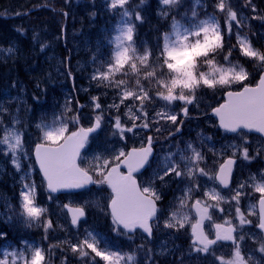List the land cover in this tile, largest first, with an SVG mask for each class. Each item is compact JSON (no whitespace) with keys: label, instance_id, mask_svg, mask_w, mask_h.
<instances>
[{"label":"snow or ice","instance_id":"1","mask_svg":"<svg viewBox=\"0 0 264 264\" xmlns=\"http://www.w3.org/2000/svg\"><path fill=\"white\" fill-rule=\"evenodd\" d=\"M162 3L178 8L181 0H162ZM196 3L201 5V0H196ZM128 4L129 0H111L110 6L113 9L122 10L123 23L119 28L120 34L115 37L114 49L109 52L106 60L99 62L100 66L93 69L90 77L98 87L115 91L119 102H114L109 108L115 109L117 113L121 106L126 108L125 115L131 123L122 122L121 116L116 115L113 122L116 131L113 135L124 139L125 133H135L138 130H154L159 133L161 121L177 125L176 131H179L183 120L173 109L176 102H181L177 106L180 113L187 117L188 106L197 103V93L200 90L220 89L226 98L212 111L219 119V127L225 132L237 134L242 144L230 145L233 149L232 156L220 164L218 171L214 173L207 170L209 165L206 155L194 145L187 144L185 149L178 148L177 152H169L151 177L141 183L135 174L141 173L146 166L151 167L153 136H146L141 147H133L130 151L105 148L88 159L83 150L89 143L90 134L101 129L102 115H96L91 126L85 128L79 126L78 110L70 118H66L67 113L73 112L66 104L64 112L55 117L51 124L42 121L36 125L40 136L33 151L42 174L43 186L48 192L47 198L52 200L53 193L63 190L106 185L111 189L106 207L110 210L113 230L131 233L140 228L150 238L153 223L158 222L157 214L161 211L158 202L162 200V194L157 188V181L167 183L165 178L174 175L186 187L182 189L184 195L179 199L178 208L165 220V227L179 232L190 222L188 212L194 209L198 219L191 224L193 252L212 256L213 264H258L252 256L245 258L241 244L245 241V225L259 229L261 240L256 241L255 234L251 232L248 238L258 243L253 255L258 252L261 260H264V182H258L252 176L251 183H240L232 188L231 174L236 163L233 157L237 153L245 161L264 155V144L253 155H250L247 146L249 132L254 130L264 133V50L254 47L247 35L240 34L239 30L244 25L231 0H215V9L224 16L223 26L215 12L205 19H199L197 12L192 11L184 23L173 17L170 30L161 33L154 47L146 46L144 41L137 42L132 16L134 15L135 22L140 23H143V17L139 11H129L125 7ZM245 6H251L252 11H256L252 0H245ZM233 22L237 29V43L232 45L229 42L226 48L225 37L231 40ZM233 50L261 69L259 80L254 86L244 83L249 80L250 73L243 64L234 62ZM8 51L11 52L12 48ZM234 85H240V90H232ZM92 102L94 109L102 108L99 96L92 97ZM157 102L162 105L159 111H155ZM83 107L84 105H78V108ZM150 108L153 109L151 116ZM70 124H75L76 130L70 131ZM0 128L4 133L0 136V144L7 145V152L12 153L13 163L19 169L18 154L24 152V133L15 127L3 126L2 120ZM260 176L261 181H264V172ZM201 177H207L214 184L218 182V186H222L221 190L213 187L201 191ZM247 188H251L259 196L256 204H249L247 210L242 211V197L250 198ZM223 189L228 190L227 196L221 194ZM197 192L204 197L203 200L194 199ZM20 196L19 216L25 226L42 228L45 239L50 230L55 232L57 228H63L58 219L54 223L48 207L38 202V186L34 181L24 183ZM224 204L228 205L227 212L221 206ZM62 207L71 213L70 225L78 227L80 220L86 215L85 206L72 207L64 204ZM213 212L225 217L232 216L238 223L234 224L233 219L228 218H224L223 223H216ZM248 217L257 218L255 225ZM205 221L210 222L212 237L204 230ZM6 235L0 232V238ZM102 241V234L94 229H85L82 239H78L76 243H65L82 261H95L96 257L106 264H129L134 261L135 257L131 254L112 251L107 242L101 247ZM218 242H231V259L215 255L214 246ZM52 247L56 245H49L46 250L25 241L23 250L5 251L0 256V264H50Z\"/></svg>","mask_w":264,"mask_h":264},{"label":"rangeland","instance_id":"2","mask_svg":"<svg viewBox=\"0 0 264 264\" xmlns=\"http://www.w3.org/2000/svg\"><path fill=\"white\" fill-rule=\"evenodd\" d=\"M28 1V0H26ZM73 1V0H72ZM212 4V0H209ZM74 3H82V0H74ZM129 4L126 7H129ZM194 8L196 9L200 5H197L196 0H192ZM252 3L256 7V11L253 12L251 6H245V0H231V4L235 10L238 12V17L240 18L242 24L244 25L239 31L241 35L250 36L256 28V19L262 21V28L264 27V0H252ZM203 4L201 0V5ZM166 6V5H165ZM258 6V7H257ZM167 7V6H166ZM170 7V6H168ZM260 7V9H259ZM248 12V16L247 13ZM85 20L82 19L81 22ZM79 22V28H75L74 25H71L67 30H63L62 34L59 31H55L52 26H46L44 24H31L28 29H25L22 32V36L27 40L29 46L32 49L34 54V62L31 67L24 70V73L32 80L34 84V90L36 89L40 94L37 96L32 87L24 82V79L15 78L9 84L0 87V120L3 122V126L8 128L15 127L18 131L24 133V152L18 154V162L20 168L17 169L16 165L13 163V156L11 152H7V145L0 144V182L6 187L12 194L5 195L0 193V216L2 220L6 221L8 217L4 214L10 210L11 203L18 205L21 210V190L24 185L25 175L28 174L30 178L34 179L38 190L41 196H45V203L43 204L46 207L53 208L51 215H53L54 223L56 220H59V224L63 225V228H57L53 235L54 242L56 244L64 242H74L78 240L79 232L90 228V225L93 223L98 224H108L106 226V234L110 237H118L120 240H126L130 243L134 252V261L129 262V264H159L158 260L168 259L170 262H175L174 258L177 253L181 252L185 257H195V258H204V254H197L192 251L191 246H184L181 242L183 237H187L190 240L189 232L191 229V224L194 223L195 218L192 215L191 211L188 212L190 216V222L185 224V227L177 232L175 229H168L165 227V220H167L171 212L176 209L171 201L173 198H176L178 201L180 197L184 195L182 189L186 187L185 183H182L180 178H176L174 175L169 178L166 177L165 180L167 183H161L157 181V188L162 194V200L159 202L161 218L160 231L156 233L155 238L152 241L145 239L142 235L138 237H133L127 235L125 232H116L113 230L111 217L109 216L107 210V203L109 202L110 195L103 199L102 194H97L95 192L88 193L86 195H77V196H65L64 201L58 198L48 200V195L45 192L43 182H40L38 176L33 170V159L32 152L35 146V143L39 142L40 132L38 131L36 125L43 122L49 123L46 121V112L48 110L49 119L51 117V112H54L52 120L55 117L60 116L65 110V105L73 109V112H69L66 115V118H70L74 112L77 111V102L78 98H83L80 100L81 104L84 105L81 108L80 117L83 122L87 125H91L95 120L96 115H102V125L103 129L101 134L91 140L90 144L87 147L85 154L88 159H91L94 153H98L105 148L117 150L123 149L128 151L129 148L141 147L144 143L146 136L145 130H138L137 132L125 133V138L121 139L118 135H113V132L116 130L113 127L114 118L116 115H120L122 122L130 124L131 121L125 115L126 108L121 106L119 113L115 109L109 108V105H112L114 102L118 103V97L115 93H110L107 91H96L97 89L93 88L92 84L94 81L90 79L91 74L88 72V68L83 61H81L79 54L86 49L87 45V32L82 27V23ZM122 26V25H121ZM120 26V27H121ZM261 30V29H260ZM237 31L235 23L233 22V37L235 38V44L237 43L235 32ZM258 35H263L264 30L256 32ZM119 31L116 36L119 35ZM261 38V37H260ZM63 40V45L65 48L66 54L62 56L60 53V43ZM12 48V51L9 52L8 49ZM20 44L19 41H14L8 44L4 48H0V58L4 61H12L20 56ZM240 55L238 51L235 50V53L232 54L234 62L235 58ZM68 68V69H67ZM72 71V74H68ZM253 74L250 73L249 80L253 78ZM72 86L70 88V80ZM31 82V81H30ZM247 82V81H245ZM49 86L51 91L47 92V87ZM237 85H234L235 87ZM100 90V89H98ZM220 89H217V93L214 94L212 90H204V93H201L197 99V103L194 105V109H197L195 113L196 116H206L207 107L211 106V109L219 104ZM211 92L214 102L211 103L208 101L206 93ZM99 96L100 103L102 108L96 110L92 106V97ZM85 98V99H84ZM70 102V103H69ZM128 103V102H126ZM181 102H176V105L173 106V109H179L177 113L180 114V108L177 106ZM162 105L157 102V107L155 111H159ZM79 109V108H78ZM51 111V112H50ZM202 114V115H201ZM149 115H153V109H149ZM194 119V116L191 120ZM19 121V123H15ZM164 121H161V123ZM51 124V122L49 123ZM161 126V125H160ZM70 127V126H69ZM215 122L210 118H204L202 122L193 121L187 125L185 129V134L187 137L184 141L188 140L190 142H197L195 147L198 146V150L202 151V147L206 150H211L212 161L207 170L211 172H216L219 165L227 157L232 156L233 149L230 145L242 144L240 137L235 136L234 138L228 137L223 133H216ZM188 131V132H187ZM193 131H201L200 133H194ZM208 132L207 136H203L205 132ZM184 132V131H183ZM3 129L0 128V136H2ZM183 134V133H182ZM202 135V136H201ZM192 136V137H191ZM194 139V140H193ZM249 144V153L253 155L255 150L264 142L257 137H248ZM195 141V142H194ZM180 141L174 143V145H179ZM169 146H161L159 154L156 156V160L153 164V168H150L148 173L141 178V183L149 179L153 171L163 162V158L167 156V149ZM213 152L215 155H213ZM162 153V154H161ZM241 156L239 153L233 158L238 159V165L235 173L234 185L232 188H235L240 183H251L250 178L252 176L256 177V181H261L260 174L264 172L263 159L264 155L258 156L256 159L251 161H245L239 159ZM32 160V162H31ZM203 166V165H202ZM20 179L22 181H20ZM202 188L201 191H206L209 188L216 187L212 181H209L207 177H201L199 180ZM217 190H219L217 188ZM246 191L249 193L250 198L241 199V210L246 211L249 204H254L257 202L258 193H254L251 188H247ZM222 195L227 196V193H222ZM199 198L201 200L204 197L199 193L194 194V199ZM104 200V201H103ZM189 203H192L191 201ZM70 204L71 206H85V210L90 212L89 220L85 225H82L78 230H73L70 226L68 217L62 210V205ZM5 207L3 209L2 207ZM225 207L226 212L228 205H221ZM105 209V212L102 211ZM3 210V211H1ZM108 214H107V213ZM105 213V214H104ZM224 218L233 219L232 216H222L218 212H213V219L215 222L223 223ZM253 220V225H255L257 218L248 217ZM233 223H238V220L233 219ZM245 241L241 244V249L252 248L250 250L253 255V251L258 247V243L254 242L252 239H249L248 236L251 233L255 234L256 241L261 240V235L257 231V228L254 226L245 225ZM51 231V230H50ZM206 232L211 235L212 229L210 224L206 226ZM182 238V239H179ZM69 247V246H68ZM70 248V247H69ZM6 251V249H5ZM4 251V252H5ZM8 252V251H7ZM217 253V252H215ZM123 254V253H121ZM255 255L261 256L258 252ZM210 258H213L209 255ZM147 258L146 260H144ZM248 258V257H247ZM81 259V258H80ZM153 260L154 262L152 263ZM258 264H264V260L254 259ZM180 261V259H178ZM85 264H106L99 257L98 260H83Z\"/></svg>","mask_w":264,"mask_h":264},{"label":"trees","instance_id":"3","mask_svg":"<svg viewBox=\"0 0 264 264\" xmlns=\"http://www.w3.org/2000/svg\"><path fill=\"white\" fill-rule=\"evenodd\" d=\"M202 2L203 6L197 9L198 18L205 19L207 18V15L215 12L221 25L223 26V14L218 13L215 7L212 6L211 3L207 2V0H202ZM140 3H148V5L147 7H141L139 5ZM110 5L111 0H82L81 4L74 3V0H0V48H4L8 46L9 43L14 41H19L20 44L19 58L12 61H4L0 58V87L5 86V84H9L15 78H20L21 80L24 79V82L27 85L29 84L34 90L32 80H30L26 73H24L26 67L29 68L32 66L34 62V54L27 40L22 36V32L25 29H28L27 26L31 24L49 23L55 31H60L62 34V31L67 30L71 25H74L75 28H79L80 25L78 23L81 22L82 19L85 20L81 22V25L87 32V45L86 49L79 54V57L87 66L88 72L92 75L93 69L99 67V62L106 60L109 52L114 49L116 34L123 23L122 10L120 8L113 9ZM126 8L129 11H139L140 15L143 17V23L141 24L140 22H135L134 15L132 16V19L135 23L137 42L139 43V41H144L145 45L148 47H154L161 33L170 30V24L173 17L184 23L187 20L185 13L190 15L192 12L191 7L188 6L183 7L180 10H172L168 13L163 7L162 0H131L129 7ZM65 13L67 15H65ZM246 13L248 16L247 11ZM182 17H184L183 20L181 19ZM260 29L264 30V27L262 28V21L256 19V28L250 35V39L254 47L264 50V34L258 35L256 33L260 32ZM144 34H146V39L141 37ZM245 34L247 35L246 30ZM229 42L232 45H235L233 39L229 41V38L226 36V48ZM60 53L62 56L68 54L65 51L62 41L60 43ZM234 53L235 50H233L232 54ZM235 60L243 64L248 71L252 72V74L256 73L259 75V73H261V69L254 66L247 58L238 55ZM70 73L72 74V71ZM92 86L97 89L96 91L102 90L115 93L112 89L98 87L95 81ZM34 91L37 96L40 95L36 89ZM51 91L54 90L50 89L48 86L47 92L50 93ZM201 93H204V90H200L197 93V99ZM216 93L217 90L214 91V94ZM223 93L224 92L221 91L219 102L222 101L221 97ZM206 96L208 101L211 103L214 102L211 92H207ZM78 99L82 100L83 98L79 97ZM211 106L212 105L207 107L206 112L211 110ZM189 108L191 113L194 112V105H190ZM45 112L46 121L49 123L52 122V116L55 115L54 112L50 111V119L48 110ZM166 123L167 122L162 123V128L172 125L171 122L165 125ZM75 128L76 125L71 124L70 131ZM205 133H208V131ZM190 144L195 146L197 143L195 144L190 142ZM178 148L185 149L186 146L183 144L175 145L169 152H177ZM4 192L6 194V189L0 183V193ZM91 192L102 194L104 200L106 195L109 194L107 188L103 185H100L99 189L93 188ZM104 204H106V200ZM12 207L13 208L9 211V218L2 222V219L0 220V232L7 234L5 237L0 238V256H2V249L4 248H8L12 251L23 250L25 241L33 245L44 247L46 250L49 245H56L51 231L48 233V238L45 239L42 228L36 226H25L22 218L19 216L20 211L18 212V208L14 206V204H12ZM52 210L50 208V211ZM102 211L105 212V209ZM107 225L108 224H98L93 222L88 230L94 229L96 232L102 234L103 241L101 247H103L104 242H107L112 251H121L126 249V253L133 255L134 252L131 251V245L115 239L114 237L112 238L111 235L109 237L106 234L105 230ZM155 228H160V225L155 224ZM84 232L85 230L79 232L78 239L83 238ZM181 243H183V245H188V239L183 237ZM49 255L50 264H83V261L79 259V256L74 254L68 247V243L65 242L61 243L59 247H52ZM96 260H98V257L95 258V261ZM158 262L159 264H204V262H200L195 259L190 261L183 260L181 262H170L168 258L164 260L160 259Z\"/></svg>","mask_w":264,"mask_h":264},{"label":"water","instance_id":"4","mask_svg":"<svg viewBox=\"0 0 264 264\" xmlns=\"http://www.w3.org/2000/svg\"><path fill=\"white\" fill-rule=\"evenodd\" d=\"M225 95H224V100H225ZM183 115V114H182ZM211 116L214 118V119H216L217 120V124H218V126H219V119H218V117H216L215 116V114L213 113V111H212V113H211ZM220 128V127H219ZM222 131H224L222 128H220ZM99 131V129L97 130V132ZM97 132H95V133H97ZM95 133H92V134H90V136H92V135H94ZM249 133H251V134H255V135H258V136H260L261 138H263V140H264V133H259V132H256V131H251V132H249ZM232 134H235V133H232ZM89 136V137H90ZM153 155H154V151H153ZM153 155L150 157V160H152V158H153ZM34 157H35V155H34ZM36 161V160H35ZM37 163V162H36ZM235 165H236V163H235ZM235 165L233 166V168H232V174H231V183H232V177H233V172H234V169H235ZM37 166H38V168H39V164L37 163ZM146 168H147V166L145 167V169H142L141 170V173H143L145 170H146ZM40 171V170H39ZM141 173H137V174H135L136 176L137 175H139V174H141ZM42 175V174H41ZM93 185H89L86 189H88V188H90V187H92ZM222 187V186H221ZM86 189H74V190H63V191H61V192H58V193H53V194H55V195H58V194H67V193H78V192H81V191H84V190H86ZM110 189V188H109ZM111 190V189H110ZM64 210L68 213V216H69V218L71 219V213H69L68 212V210L67 209H65L64 208ZM194 210V209H193ZM110 211V210H109ZM194 212H195V210H194ZM196 214V213H195ZM197 216V215H196ZM85 219V217H83L80 221H82V220H84ZM197 219H198V217H197ZM206 222V221H205ZM204 222V223H205ZM74 228H76L77 226H73ZM141 230L142 232H143V230L142 229H140V228H137L136 230ZM135 230V231H136ZM126 231V230H125ZM128 233V232H127ZM134 232H131V233H129V234H133ZM143 234L144 235H146L147 236V234L146 233H144L143 232ZM224 243H231V242H224Z\"/></svg>","mask_w":264,"mask_h":264},{"label":"flooded vegetation","instance_id":"5","mask_svg":"<svg viewBox=\"0 0 264 264\" xmlns=\"http://www.w3.org/2000/svg\"><path fill=\"white\" fill-rule=\"evenodd\" d=\"M160 134H162V133H160ZM171 134H172V133H171ZM171 134H167V137L169 138ZM168 138H167V139H168ZM163 141H164V139L161 140V141H156V143H157L156 145H158L160 142H163ZM232 251H233V250H229V252H228V255H229L230 257H231V253H232Z\"/></svg>","mask_w":264,"mask_h":264},{"label":"bare ground","instance_id":"6","mask_svg":"<svg viewBox=\"0 0 264 264\" xmlns=\"http://www.w3.org/2000/svg\"><path fill=\"white\" fill-rule=\"evenodd\" d=\"M44 25L49 26L50 24L48 23V24H44ZM50 26H51V25H50Z\"/></svg>","mask_w":264,"mask_h":264}]
</instances>
